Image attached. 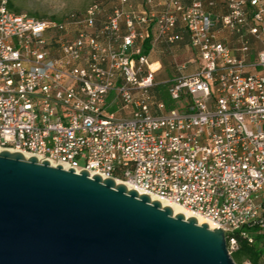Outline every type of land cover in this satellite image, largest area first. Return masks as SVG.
Listing matches in <instances>:
<instances>
[{
    "label": "built area",
    "instance_id": "2783aa9c",
    "mask_svg": "<svg viewBox=\"0 0 264 264\" xmlns=\"http://www.w3.org/2000/svg\"><path fill=\"white\" fill-rule=\"evenodd\" d=\"M178 43L198 68L177 67L167 108L148 52ZM0 150L197 212L230 255L255 232L264 261V0H95L59 18L0 0Z\"/></svg>",
    "mask_w": 264,
    "mask_h": 264
},
{
    "label": "water",
    "instance_id": "95a60500",
    "mask_svg": "<svg viewBox=\"0 0 264 264\" xmlns=\"http://www.w3.org/2000/svg\"><path fill=\"white\" fill-rule=\"evenodd\" d=\"M20 151L0 150V264H235L222 228Z\"/></svg>",
    "mask_w": 264,
    "mask_h": 264
},
{
    "label": "rangeland",
    "instance_id": "374dc122",
    "mask_svg": "<svg viewBox=\"0 0 264 264\" xmlns=\"http://www.w3.org/2000/svg\"><path fill=\"white\" fill-rule=\"evenodd\" d=\"M93 1L95 0H8L10 7L17 12H24L35 17L57 18L70 11L83 10ZM192 53L194 54L193 51ZM169 63L171 67H174V63L172 61H169ZM171 67L166 65L162 70L158 71L154 75V82L161 84L156 85L153 92L155 95L162 97L165 104L168 99L167 87L169 82L173 79L171 75L174 73ZM167 103L171 104L170 106H176L175 102L170 99H168ZM246 261V259H243L242 262L238 264H246ZM260 264H264V261L261 259Z\"/></svg>",
    "mask_w": 264,
    "mask_h": 264
},
{
    "label": "crops",
    "instance_id": "0c3cea01",
    "mask_svg": "<svg viewBox=\"0 0 264 264\" xmlns=\"http://www.w3.org/2000/svg\"><path fill=\"white\" fill-rule=\"evenodd\" d=\"M130 2L133 6L139 7L141 0H130ZM194 58L195 54H193L192 50H190L184 43H178L172 46L156 44L148 52V59L151 65L154 63L159 64V69L156 70L154 75L158 71L162 70L166 65L171 67L169 61L174 63V67H171L174 72L173 75H171L172 78H175L180 74V72L177 71V67L180 65H184V69L181 71V74L188 75L193 73L198 68V62H196ZM155 84L159 85L161 83L155 82Z\"/></svg>",
    "mask_w": 264,
    "mask_h": 264
},
{
    "label": "trees",
    "instance_id": "16d2710c",
    "mask_svg": "<svg viewBox=\"0 0 264 264\" xmlns=\"http://www.w3.org/2000/svg\"><path fill=\"white\" fill-rule=\"evenodd\" d=\"M156 96L158 99L163 101L162 97H160L159 95ZM168 99H170L169 96ZM168 99L166 100V107L173 108L174 106H170L171 104L167 103ZM251 235L255 239L253 244L248 243L247 240H244L237 235L239 244L238 249L231 253V258L235 264L241 263L243 259L249 260L251 264H260L262 249L259 243L261 240V236L257 235L255 232H251Z\"/></svg>",
    "mask_w": 264,
    "mask_h": 264
},
{
    "label": "bare ground",
    "instance_id": "6f19581e",
    "mask_svg": "<svg viewBox=\"0 0 264 264\" xmlns=\"http://www.w3.org/2000/svg\"><path fill=\"white\" fill-rule=\"evenodd\" d=\"M151 67H152L153 69H159V64H158V63H154V64L151 65ZM22 153H23V155L25 156V158H28V157L32 156V154H30V153H28V152H24V151H22ZM37 158H38L40 161L44 159V158L41 157V156H37ZM49 162H50V164H51L52 166L57 165V163L54 162V161H49ZM61 166H63V168H65V169L68 168L66 165H61ZM115 182H116V183H122V184H124L128 189H132V187H131V186L129 185V183H127V182L118 181V180L115 181ZM138 192H139V193H143V192H141V191H138ZM149 196H150V199H151V200H159L160 203L162 204V206H169V207L172 209L173 215H175L176 213L181 212V213L185 214V215L187 216V218H189L190 216H194V217L196 218L198 224H200L201 222H206V223L208 224V226H209L210 229H213L215 226L218 228V226H217L215 223H213L211 220H209L208 218L202 216L201 214H199V213H197V212H194V211H192V210H190V209H188V208H185V207H183V206H181V205H179V204H177V203L170 202V201H167V200H165V199L158 198V197H156V196H154V195H149ZM187 218H186V219H187Z\"/></svg>",
    "mask_w": 264,
    "mask_h": 264
}]
</instances>
